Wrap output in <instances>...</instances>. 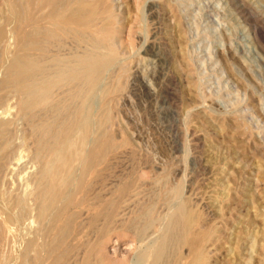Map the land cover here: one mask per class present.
Returning a JSON list of instances; mask_svg holds the SVG:
<instances>
[{"label":"rangeland","instance_id":"374dc122","mask_svg":"<svg viewBox=\"0 0 264 264\" xmlns=\"http://www.w3.org/2000/svg\"><path fill=\"white\" fill-rule=\"evenodd\" d=\"M4 1L0 26L7 30ZM113 2L120 42L87 101V144L102 130L114 148L86 175L82 194L114 205L110 220L73 208L66 264H152L143 255L162 240L169 246L158 264H189L196 250H204L199 264H264V0ZM10 35L0 41V81L15 50ZM18 101L14 89L0 87V123L7 122L0 134V264H19L27 241L47 239L37 235L33 198L36 136ZM6 216L17 222L6 224ZM180 233L190 241H179Z\"/></svg>","mask_w":264,"mask_h":264},{"label":"bare ground","instance_id":"6f19581e","mask_svg":"<svg viewBox=\"0 0 264 264\" xmlns=\"http://www.w3.org/2000/svg\"><path fill=\"white\" fill-rule=\"evenodd\" d=\"M113 1H4L6 2L4 6L6 5L7 30L5 27L4 31L0 26V41L4 43L6 37L11 34L14 38L15 50L10 59L8 58L9 60L6 61L7 63L4 64L2 60L4 77L0 81V87H11L19 94L18 109L20 114L31 119V128L36 136L35 155L40 162L38 185L33 194V198L37 201L36 220L41 224L37 235L43 234V237L45 234L47 235V239L43 242L36 239L27 241L24 252L20 255L19 264H44L45 261H48L47 264H66L67 252L70 251L69 239L74 235L77 227V214L73 210L75 207L89 208L91 220L97 219L101 215L106 220L111 219L114 205L112 201L103 202L97 199L89 201L82 192L86 189L85 180L88 183V180L85 179L86 175L98 163H101L105 154L114 148L112 140L105 137V132L102 130L90 145L87 144L91 123L87 101L95 90L100 74L115 61V52L118 50L120 42L121 16L115 11ZM67 40H72L75 43L74 49L66 47ZM3 55L5 56V53ZM59 94L63 95L58 97ZM40 112L45 113L46 116L43 117V114V118L34 120L35 116H38L37 113ZM6 128L7 122H1V135L7 130ZM16 160L13 161L17 165ZM19 162L22 163V161ZM11 166L13 165L11 164ZM20 167L15 166L13 169L16 170ZM76 168L78 173L75 175L73 172ZM4 170L6 171V169ZM17 175L15 176L17 177ZM32 184L34 185V183ZM16 205L20 208L21 213L26 210L24 200H17ZM10 217L6 216V224L17 222V218L13 220ZM189 220V217L186 216L185 226L187 229L192 226ZM186 232L188 234V231ZM6 233L10 234L5 235L8 240L12 235L7 231ZM183 234L185 233L183 232ZM183 234L180 233L177 236L181 242L188 238H185L186 236L184 237ZM190 235H192V231ZM182 237L184 239H181ZM194 238L190 244L188 243L191 248L196 242ZM6 239L5 241H7ZM168 244L169 240L158 242L155 245V252L153 251L152 255H143V260L145 257H150L152 260L148 259L152 261V264H158L162 258V252L169 246ZM31 251L34 252L32 257L29 255ZM201 254H197L196 250V257L192 259L190 256L191 263L199 264L202 260ZM191 263L189 262V264Z\"/></svg>","mask_w":264,"mask_h":264}]
</instances>
